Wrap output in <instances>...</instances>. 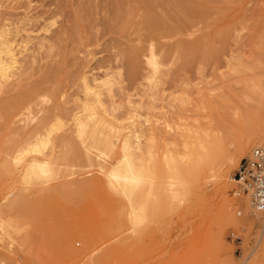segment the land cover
I'll list each match as a JSON object with an SVG mask.
<instances>
[{
  "label": "rangeland",
  "instance_id": "374dc122",
  "mask_svg": "<svg viewBox=\"0 0 264 264\" xmlns=\"http://www.w3.org/2000/svg\"><path fill=\"white\" fill-rule=\"evenodd\" d=\"M93 1L91 11L95 12L87 15L83 11L87 0H82V4L81 0H0V25L7 24L11 32L21 31L19 40L31 37L24 52L28 55L26 73L18 79L19 83L15 82L18 85H10L17 92L35 83L40 85L43 96L31 115L41 118L51 109L58 119L66 121L70 113L79 110L77 100L83 99L80 74L100 77L110 73L114 79V102L121 106L115 113L121 114L132 106L135 129L145 133L154 126L158 139L169 142L180 115L185 123L194 122L207 131L209 152L214 149L216 153L231 154L233 167L221 185L220 196L212 182L204 179L200 181V192L180 205L166 194L164 149L145 142L146 133L140 143L125 151L100 152L93 167L68 161L56 147L47 148L40 155L25 154L24 162L36 155L45 159L39 160L40 164L49 162L52 154L54 158L48 166L56 170L55 177L27 188L20 183L26 164L6 166L0 154V264H91L106 248V243L100 244L101 229L106 223L118 226L107 240L116 246L115 262L111 264H264V240L258 241V233L264 230L263 219L246 196L232 195L237 185L231 180L241 160L255 149L240 155V141L250 134L256 141L264 139V0H196L200 7L212 12L206 16L205 11L203 21L197 18L189 22V27L172 37L163 36L162 47L169 49V54L160 52L163 69L155 88L154 81L143 79L150 72L145 64L150 43L137 28V21L146 11L143 2L123 0L128 3H124L128 9L122 5L127 15L119 17L118 22L112 13L115 1L104 0V4L103 0H95L97 5ZM135 46L142 57L133 78L123 58ZM184 47L186 51L199 48L197 57H187L188 61L193 58L190 64ZM49 67L54 75L46 79L44 71ZM16 89L12 94H0V100L17 93ZM247 91L249 97L242 96ZM126 97L131 105L126 103ZM212 105L215 109H207ZM253 108H258V112L251 113ZM62 131L57 127L50 137L53 139ZM125 154L142 180L129 197H113L104 184L106 171ZM80 182L85 184L81 193L76 188ZM17 195L24 203L16 214L10 211V203ZM222 202L229 208L231 221L221 211ZM129 211L134 214L128 221ZM27 214L34 215L33 223ZM25 215L33 227L29 228ZM68 227H74L79 234L72 241L62 240ZM86 243L88 257L69 256L70 247L81 251Z\"/></svg>",
  "mask_w": 264,
  "mask_h": 264
},
{
  "label": "bare ground",
  "instance_id": "6f19581e",
  "mask_svg": "<svg viewBox=\"0 0 264 264\" xmlns=\"http://www.w3.org/2000/svg\"><path fill=\"white\" fill-rule=\"evenodd\" d=\"M113 1H115L113 2L114 4L110 2L111 6L113 4V12L111 10L110 11L113 13V17H118V19L116 18L117 20L115 21L120 22L119 17H126L127 15H124V10L122 8V5L127 2H123V0ZM140 1L145 5V8H143V10L146 11H144L143 13V11L141 10L144 16H142V14H139V16L141 15L143 18H141L142 20H140L139 18L140 22L137 21V23L139 24L136 25L137 28H139L138 33L140 32V35L142 34L141 36L145 35V37H147L146 39L150 43L147 50L148 54L145 59V64L149 68L150 72H147L143 76V79L147 80L148 83L154 81L152 87L155 88L157 79L159 78L158 76L163 69V59L160 52L163 51L164 55L169 54L167 53L169 49L163 50L164 47H162L161 43L163 36L165 35L166 38V34H170L171 36V34H176L179 31L182 32L183 28H185L186 26L189 27V22L196 20L197 18H203L206 13L205 11L207 10L202 8L203 6L200 7V4L198 5L196 0ZM207 1L210 2L211 0ZM93 2L96 3L95 0ZM102 2H104L105 4L104 0ZM102 2H100V4ZM133 2L134 0H132V3ZM92 4L93 3H91V0H87L83 10L85 11V14L91 15V12H95L91 11V9L93 8ZM95 5H97V3ZM124 6L128 9L126 4ZM61 7L62 6H58V8ZM142 7L143 6H141V8ZM55 11L57 12V10ZM209 11L212 12L211 10ZM209 11H207L208 13L206 14V16H208ZM121 13L123 15H121ZM78 14L82 15L81 13ZM214 14L215 13L210 14L209 16L212 17ZM70 15H72V13H70L68 16ZM15 30V32H11V30H9V28L7 27V24L0 25V94H12V91L16 88H13L11 86L13 88L12 89L10 85L14 82V85H12L15 86L16 81H18L19 83L18 79L26 73L27 67L25 68V65H27L26 63L28 55L24 54V52L25 50L27 51L26 45L28 44L31 37L28 35L26 39L19 40L17 39V37L21 31H18L17 29ZM262 43L263 40L261 44ZM190 47L191 45H189V49ZM134 48L135 49L126 51V57L123 58H126L125 62H127V66L129 65L131 71L130 75H132L133 78L139 70L138 59L139 57H142V55L140 56L139 53L140 49L137 50L136 46ZM180 48L181 47L177 46V50L179 49L178 51H180ZM184 48L185 53L183 51V48L181 51H183L186 59L190 55H193V58L194 56L197 57V53L199 55V48L198 51L197 47L196 50H194L195 46L191 51H189L188 48L186 51V47ZM124 50L127 49L125 48ZM123 55L124 54H122V56ZM193 58L191 56L189 61L187 59L189 64L190 60ZM198 58L196 59L198 60ZM140 63L143 64V62ZM256 64L257 66L255 67L258 68L259 65L257 62ZM253 65L254 64H252V66ZM47 68L46 71H44L46 75H44V77L46 79L50 78L52 74L54 75L52 67L51 70L49 67L48 71ZM53 69L55 72L56 68L54 67ZM79 79L80 87L83 92V99L77 100V109L79 110L70 113L68 115V118H66V121H63V119L60 118L58 119L57 113H54L55 110L51 112V109H49L50 112L48 111V114L46 112L47 115H41V118H37V116L31 115V111L33 112V107H35L37 100L40 98V96H43V92L40 90V85L38 83L37 85L36 83L32 84L29 88H24L25 90H23L22 92H17L16 89L17 93H15L14 91V95H10L11 97L7 95L6 98L4 97L2 100H0V154L2 156V163H6V166L7 164H13L15 166L26 164L22 176L20 175V183L22 185H25V188H27V186L35 184V182L56 176V170H53L48 166V163L51 162L54 158L52 154L49 157L50 161L44 164H40L39 160L45 159L42 157L39 158L36 155L32 156L28 161L24 162L23 157L25 154L33 153L40 155L43 150L56 147L63 151V156L68 161L71 160L73 162H76L80 166L86 165L87 167H93L96 163V159L99 158L101 154L100 152L105 153L106 151L109 152L114 149L125 151L133 144L140 143V137H143V135L146 133L147 138L146 136L144 137L146 138L145 142L151 145H162V148L164 149V179L165 182L168 183L167 191H165L169 199L176 201L178 204L187 202L186 200H188L191 196L193 199L194 195L192 194L200 192V181H205L204 179L210 180L213 184L215 192L219 196L221 195V185L223 184L224 180L227 178L230 170L233 167L234 157L229 153H216L213 151L214 149L212 150V152H209L211 150V144L208 142V133L205 129L194 125V122L191 124L185 123V119L178 115L176 120L177 126L175 127L176 131L170 138L169 142L167 139H163L162 142L158 139V134L156 132L157 128H155L154 126H152L149 130L147 129L148 132L146 131L145 133H142V130L140 129V132L135 129L134 114L136 115V113H134L135 110L132 109V106H129V108H127V110L121 114L115 113L117 110L121 109V106L115 105L114 102L113 74L105 73L102 76L97 77L93 74L89 75L88 73L83 72L80 74ZM18 83L16 85H18ZM19 90L20 89H18V91ZM242 96L249 97V92L247 91V93L243 94ZM125 101L128 105H131L129 97H126ZM209 108L215 109V106L213 107L212 105L207 107V109ZM251 111V113H256L258 112V108L257 110L253 108ZM67 122H71V124ZM57 127L63 128V131L60 135H57L52 139L50 135L52 131ZM171 145L174 149H172ZM253 147L264 149V139L261 142L256 141L254 136H251L250 134V136H246L240 141L237 151L240 155H245ZM171 151L174 152L172 153ZM49 159H46V161H48ZM8 168L12 167L8 166ZM141 180V176L135 173L130 157L125 154L121 157L117 164L111 166V168H108V170L106 171V183L104 184L113 197L127 198L131 195L133 189L140 185ZM231 180L232 182L236 183L233 178ZM196 182L199 183L196 184ZM63 185H67V183ZM59 187H61L60 184ZM76 188L77 191L81 193L85 189V184L83 182H80V184H78V187L76 186ZM22 193L21 195H23ZM232 195L241 196L242 194H237L236 190L232 193ZM23 203L24 202L22 201V197L17 195L10 203V211L17 214L18 212L16 211H19L20 208L23 207ZM221 211L228 221L232 220L229 208L224 202H222ZM133 214L134 212L132 211L127 212L126 217L128 218V221L129 219H132ZM30 216L31 215L27 217L29 218ZM259 216L261 217V215L258 213V217ZM15 217L18 216L16 215ZM27 217L25 219L27 220V223H29V228H31V221L29 222ZM29 219L34 220V215H32ZM16 220H18V218H16ZM26 220L24 222H26ZM262 223H264V220ZM38 225L41 226V224ZM26 226L27 224H25L24 227ZM250 227L252 228L253 226H251L250 224ZM117 230V225L109 223L103 225L100 235V244L106 243V248L102 252V254L97 257V259H95L94 262H91V264H111L112 262H115V243L112 241L114 244L109 245L107 240L114 233H116ZM27 232V234L30 236L29 230ZM78 235V231L74 227H68L67 229H65L64 233L61 236L62 240L64 239L72 241L76 239ZM262 240H264V230H261L258 233V241ZM88 248V243H86L83 250L81 251H77L73 247H70L67 252L71 258H85L89 256Z\"/></svg>",
  "mask_w": 264,
  "mask_h": 264
},
{
  "label": "built area",
  "instance_id": "2783aa9c",
  "mask_svg": "<svg viewBox=\"0 0 264 264\" xmlns=\"http://www.w3.org/2000/svg\"><path fill=\"white\" fill-rule=\"evenodd\" d=\"M233 180L237 194L248 198L249 205L264 220V149L255 148L250 155L241 160L234 172ZM233 236V234H232Z\"/></svg>",
  "mask_w": 264,
  "mask_h": 264
}]
</instances>
